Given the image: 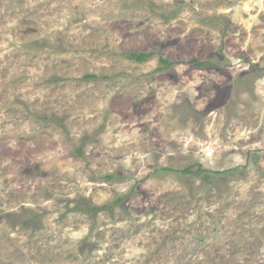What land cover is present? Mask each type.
<instances>
[{
  "label": "rangeland",
  "instance_id": "obj_1",
  "mask_svg": "<svg viewBox=\"0 0 264 264\" xmlns=\"http://www.w3.org/2000/svg\"><path fill=\"white\" fill-rule=\"evenodd\" d=\"M0 264H264V0H0Z\"/></svg>",
  "mask_w": 264,
  "mask_h": 264
},
{
  "label": "trees",
  "instance_id": "obj_2",
  "mask_svg": "<svg viewBox=\"0 0 264 264\" xmlns=\"http://www.w3.org/2000/svg\"><path fill=\"white\" fill-rule=\"evenodd\" d=\"M152 55L151 52H143V51H135V52H130L126 55V57L130 60H133L135 62H143L145 61L146 59H148L150 56ZM164 63H166L167 65H171L172 63L170 61H168L167 59H161ZM192 63L194 64V66L196 67H206V66H209V65H212V63L210 61H198V60H193ZM183 172H187V173H190V172H193L191 171V168L190 167H187L185 169H182ZM200 172V169H198L196 171V173H199ZM205 177H208L207 175H204ZM106 179H112L114 178V176L112 174H108L106 175L105 177ZM82 210H88L87 207L83 206L82 204L78 203L77 204ZM105 207V206H104ZM101 209L103 208L102 206H93L92 207V210H97V209Z\"/></svg>",
  "mask_w": 264,
  "mask_h": 264
}]
</instances>
